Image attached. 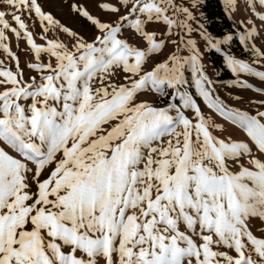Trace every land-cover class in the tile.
<instances>
[{"label":"snow or ice","instance_id":"obj_1","mask_svg":"<svg viewBox=\"0 0 264 264\" xmlns=\"http://www.w3.org/2000/svg\"><path fill=\"white\" fill-rule=\"evenodd\" d=\"M202 3L109 0L98 4L115 16L107 21L73 4L96 30L89 41L37 0H0L6 6L0 49L17 62L15 73L0 69V264H264V111L226 109L212 95L193 39L172 40L176 51L156 58L166 47L157 39L161 24V36L195 30L217 52L232 40L207 33L193 11ZM228 3L237 6V0ZM257 4L264 8V0H245L264 22ZM25 12L35 14L45 34L57 28L73 43L43 35L46 46L37 45ZM5 30L26 39L36 60L27 67L39 78L25 79L3 43ZM255 34L250 29L240 43L264 59V51L248 45ZM181 44L189 55L179 54ZM224 59L234 75L264 81V72L243 60L227 53ZM185 65L207 107L238 126L261 158L248 143L213 134L221 126L181 91ZM121 74L127 83L114 81ZM145 91L178 97L180 104L138 102ZM246 156L248 166L241 163Z\"/></svg>","mask_w":264,"mask_h":264},{"label":"rangeland","instance_id":"obj_2","mask_svg":"<svg viewBox=\"0 0 264 264\" xmlns=\"http://www.w3.org/2000/svg\"><path fill=\"white\" fill-rule=\"evenodd\" d=\"M220 1L223 5L226 15L234 23V32L222 35H214L213 33H211L207 29L206 24L203 21V16H200V13L202 12L200 7L198 10L193 11L194 14L198 17L199 23L204 26V29H206L207 33L211 37L219 39H222L226 35H232V37H235L240 42L239 37L241 35H246L250 29L254 28L256 30V34L254 37L249 38L248 45L254 43L257 48H259L261 51H264V22L257 19L253 12L245 6V0H237V6L235 8H233L228 3V0ZM37 2L44 12L50 13L55 19L59 20L61 24L78 32L89 41H91L94 34H97L96 30L91 26L89 22L86 21L85 18L80 17L77 13L72 11L73 4L85 7L90 14L101 20L107 21L115 19V16L103 12L98 7L99 3L109 2V0H37ZM176 2L183 3L184 0H176ZM0 10H6V6L0 4ZM8 10L10 11V9ZM256 11L264 13V8L260 7L257 4ZM179 18L182 19V17ZM5 19L8 20L11 27H18L12 20L11 16H6ZM22 20L27 25V30L32 32L33 41L37 45L46 46V40L41 39V36L43 35H47L48 39H56L68 45H71L73 43L71 37L61 32L57 28L49 27L48 33L45 34L38 18L34 13H32L31 15H29V13L27 12L23 13ZM249 20L252 21L251 24L248 23ZM190 23L192 24L193 29H196L198 27L196 22ZM164 27L165 26L161 24L160 30L157 32V39H163L166 44V47L163 50V55L156 56L158 60H163L167 55L176 51V46L171 43L172 40H178V37L180 36H182L185 41L189 38L193 39L196 42V46L201 53V63L203 65L204 71L211 81L210 91L212 95L214 97L218 96L223 105L226 106V109H238L242 112L248 113L249 115H256L257 112L264 111V103H261L264 102V81H261L259 78L247 73H238L234 75L231 69L225 63L224 56L225 53L230 54L235 58L248 63L255 71L261 72H264V59H260L255 56L248 46L241 43L240 44L243 46L247 54L245 56H239L237 53H235V51L231 49L229 45L230 41L226 45H221V51L217 52L214 49L207 47L205 39L202 38L200 32L195 30L191 33L185 34L183 30L173 29L171 36H161L160 33L164 31ZM5 35L8 38L3 41V43L7 44L9 50L18 57L19 65L23 70L25 79H28L31 76H37V78H39L38 73H35L33 70L27 67L29 63L36 62V60L35 54L31 52L30 46L27 44L26 39L17 38L15 34L10 30H5ZM21 37H23L22 30ZM210 51H214L223 56L224 65L230 72L229 76L219 77L221 74V70L217 71L214 69L212 61L209 59ZM179 54L181 56H187L190 54V49L185 47L184 44H181ZM41 59L43 62H47L49 60V57L47 54L41 53ZM0 62H2L0 63V69L11 70L15 73L17 62L12 60L11 57L4 53L3 49H0ZM184 80L186 81V83L182 86L181 91L187 92L193 97V99L197 101L198 106L202 110V114L209 120L211 124H219L221 126L220 129H210L213 134L221 139H228L229 137H231V139L234 141L248 143L249 147L252 149V156L261 158L260 154L255 149V146L251 143L246 134L241 129H239L238 126L234 125L231 121L226 120L224 116L207 107V105L203 101V98L198 94V89L195 87L191 65H185ZM114 81L116 83H127V81L123 80V74L114 77ZM240 82H244L247 85H250V87H240ZM254 89H260V91H255ZM0 90L3 89L0 88ZM167 91L171 93V90ZM237 97H239V99H237ZM137 100L138 102L143 101L158 107H165L170 101L176 103L178 106L180 104L178 97L173 98L171 95L160 96L157 93L151 91H145L142 94L138 95ZM162 100L164 101L162 103H159V101ZM182 111H184L185 115L194 119V113L191 110L182 109ZM171 114L174 115L175 113L173 112ZM10 154L15 155V153L11 152ZM249 159L250 157H243L241 163H243L244 166H248ZM231 168L232 170H237L238 165H232ZM33 190L35 191V188H33ZM253 230L255 234L259 235V232L255 231V229ZM98 264H104L103 259H99Z\"/></svg>","mask_w":264,"mask_h":264},{"label":"trees","instance_id":"obj_3","mask_svg":"<svg viewBox=\"0 0 264 264\" xmlns=\"http://www.w3.org/2000/svg\"><path fill=\"white\" fill-rule=\"evenodd\" d=\"M201 10L203 13V21L211 33L214 35H222L234 32V23L226 15L220 0H203ZM229 45L239 56H245L247 54L243 46L235 37L232 38ZM209 59L212 61L215 70H221L219 77L230 75L229 70H227L224 65V59L221 54L210 51ZM163 101L164 100L159 101V103H162Z\"/></svg>","mask_w":264,"mask_h":264}]
</instances>
